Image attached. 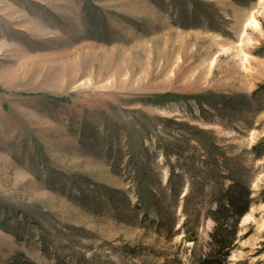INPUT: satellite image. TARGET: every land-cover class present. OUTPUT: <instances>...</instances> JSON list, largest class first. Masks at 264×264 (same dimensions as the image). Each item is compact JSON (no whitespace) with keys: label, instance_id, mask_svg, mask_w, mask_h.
Returning a JSON list of instances; mask_svg holds the SVG:
<instances>
[{"label":"rangeland","instance_id":"obj_1","mask_svg":"<svg viewBox=\"0 0 264 264\" xmlns=\"http://www.w3.org/2000/svg\"><path fill=\"white\" fill-rule=\"evenodd\" d=\"M262 85L264 0H0V264H264Z\"/></svg>","mask_w":264,"mask_h":264},{"label":"trees","instance_id":"obj_2","mask_svg":"<svg viewBox=\"0 0 264 264\" xmlns=\"http://www.w3.org/2000/svg\"><path fill=\"white\" fill-rule=\"evenodd\" d=\"M259 91H263L264 92V85L260 86ZM245 196H246V194H245ZM232 204H234V203H232ZM248 204H249V202L246 201L243 204V206H241V207L240 206H237L236 210L241 215H243L247 211V209H248ZM16 264H33V263L30 262V261L25 260L24 256L23 255H20L19 258L16 260Z\"/></svg>","mask_w":264,"mask_h":264}]
</instances>
